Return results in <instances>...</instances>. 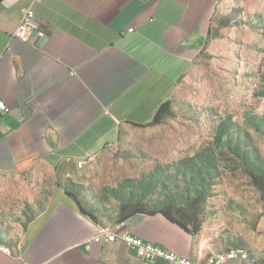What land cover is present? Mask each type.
Segmentation results:
<instances>
[{
    "label": "crops",
    "instance_id": "0c3cea01",
    "mask_svg": "<svg viewBox=\"0 0 264 264\" xmlns=\"http://www.w3.org/2000/svg\"><path fill=\"white\" fill-rule=\"evenodd\" d=\"M219 3L0 0V101L9 109L0 112V246L10 250L0 251V264H143L120 238L95 242L105 226L81 211L70 186L125 129L150 124L171 100L210 42ZM30 6L24 41L13 36ZM29 182L46 191L45 206L9 240L2 218L24 210ZM116 225L118 235L198 264L237 248L251 259L236 264H264V199L254 225L205 218L193 234L160 210Z\"/></svg>",
    "mask_w": 264,
    "mask_h": 264
},
{
    "label": "rangeland",
    "instance_id": "374dc122",
    "mask_svg": "<svg viewBox=\"0 0 264 264\" xmlns=\"http://www.w3.org/2000/svg\"><path fill=\"white\" fill-rule=\"evenodd\" d=\"M254 176L264 181V0H220L210 42L161 122L125 129L70 189L105 227L136 207L254 225L264 196ZM34 188L22 212L2 218L9 240L45 206Z\"/></svg>",
    "mask_w": 264,
    "mask_h": 264
},
{
    "label": "built area",
    "instance_id": "2783aa9c",
    "mask_svg": "<svg viewBox=\"0 0 264 264\" xmlns=\"http://www.w3.org/2000/svg\"><path fill=\"white\" fill-rule=\"evenodd\" d=\"M34 18L35 11L33 6L26 8L22 13L19 26L13 37L24 41L28 40L30 34L33 31ZM130 31H133V29ZM39 35L42 34L39 33ZM8 111L9 109L7 108L6 104L3 101H0V112L6 113ZM83 164L84 162L81 161L78 163V166L83 167ZM117 229L118 225L103 227L101 229L100 235L95 238V242H100L102 237H105L111 241L120 238L130 249L136 252L138 258L143 262V264H155L159 261H164L167 264H198L195 263L191 258L181 257L171 250H167L153 243L146 242L128 232L118 235L116 233ZM0 251L9 252L10 250L0 247ZM239 259L247 260L244 249L237 248L220 254H213L207 257L206 260L200 264H236L237 260ZM253 264L259 263L253 262Z\"/></svg>",
    "mask_w": 264,
    "mask_h": 264
},
{
    "label": "trees",
    "instance_id": "16d2710c",
    "mask_svg": "<svg viewBox=\"0 0 264 264\" xmlns=\"http://www.w3.org/2000/svg\"><path fill=\"white\" fill-rule=\"evenodd\" d=\"M169 107V102H166L164 104L161 105V107L158 109L153 121L150 123L151 124H158L161 122L162 118L164 117L165 113L167 112ZM255 178V182L256 184L259 186V188L263 191V195H264V181L258 179L256 176H254ZM264 199V196H263ZM78 202V206L81 209V211L86 214L91 216L93 219H96L95 216L93 214H91L90 212H88L80 203L79 200H77ZM158 210H151V211H145L144 209L140 208V207H136L135 209H133L130 213L126 214L125 216H123L120 219V222L125 221L126 219H128L130 216L136 214V213H142V212H149V213H154ZM161 212H163L171 221L178 223L179 225H181L183 228H185L187 231L191 232V233H196L199 229V215L196 214L195 212H190L189 210H178V212H173L171 210H160Z\"/></svg>",
    "mask_w": 264,
    "mask_h": 264
},
{
    "label": "bare ground",
    "instance_id": "6f19581e",
    "mask_svg": "<svg viewBox=\"0 0 264 264\" xmlns=\"http://www.w3.org/2000/svg\"><path fill=\"white\" fill-rule=\"evenodd\" d=\"M0 247L4 248V249H6V250H9V249H7V247H5V246H0ZM244 252H245V255H246V257H247V260H250V259H251L250 254H249L246 250H244ZM220 253H223V252H220ZM220 253H217V254H220Z\"/></svg>",
    "mask_w": 264,
    "mask_h": 264
}]
</instances>
